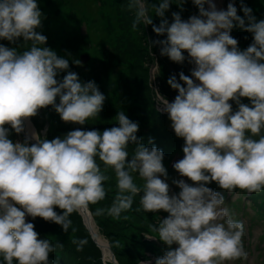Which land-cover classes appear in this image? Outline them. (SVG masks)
I'll return each instance as SVG.
<instances>
[{"label": "clouds", "instance_id": "clouds-1", "mask_svg": "<svg viewBox=\"0 0 264 264\" xmlns=\"http://www.w3.org/2000/svg\"><path fill=\"white\" fill-rule=\"evenodd\" d=\"M193 3L199 9L198 16L184 21L173 13L171 24L163 19L170 0L151 5L155 15L162 18L158 27L153 25V31L159 36L166 33V39L155 42L161 46L160 54L183 63L186 51L189 62L196 66L191 77L200 82L194 83L181 72L184 87L171 76L167 83L178 91L171 103L155 91L175 135L185 141L183 159L173 167L195 185L174 180L180 191L169 195L168 183L160 178H167L164 153L137 138L138 123L130 121L123 111L116 113L119 126L103 132L77 129L52 140L33 132L31 138L37 143L31 146L28 139L14 143L8 138L6 125L19 134L24 131L25 120L48 106L63 122L84 125L102 111L105 96L94 81L81 83L76 73L68 72L62 81L56 79L59 72L69 68V62L45 47L47 37L36 31L42 24L36 0H0V39L15 42L22 37L24 43L31 42L30 49L23 52L0 45L3 264H52L49 254L63 244L54 246L40 239L34 224L26 222V214L61 225L67 232L73 212L105 199L104 182L109 176L101 171L97 158L105 170H114L118 189L111 206L97 208V216L119 219L140 193L137 211L163 210L169 214L153 226L169 249L155 264H227L246 258L243 223L233 220L222 207L224 196L205 185L215 182L228 192L237 188L249 193L264 190V20L256 22L252 9L242 5L248 20L245 28V19L237 15L232 3L219 11L212 0ZM206 3L210 10L205 9ZM129 7L137 9L133 28L141 21L153 23L144 0H131ZM235 26L253 34L246 50L241 51L230 35ZM241 97L248 98L251 106L240 103ZM230 100L237 103V111H232ZM129 145L135 147L127 162ZM133 173L144 181L142 187L134 183ZM56 206L64 210L62 215L54 211ZM72 243L82 251L87 240L73 239ZM173 244L178 247L172 249Z\"/></svg>", "mask_w": 264, "mask_h": 264}, {"label": "rangeland", "instance_id": "rangeland-1", "mask_svg": "<svg viewBox=\"0 0 264 264\" xmlns=\"http://www.w3.org/2000/svg\"><path fill=\"white\" fill-rule=\"evenodd\" d=\"M49 1L53 4H57L59 8H64L67 15L66 19L69 20L72 30L75 31V33H73L69 30L71 31V36L73 35V37L68 39V43L72 45L71 50L73 53L78 51L81 53L87 52L90 56V50L98 51L100 46L105 48V50H103L106 53L105 57L99 52L100 62L94 64L93 60L90 58L88 59L89 62L88 60H85L81 63L84 67L89 66V68L94 72L95 81H97L100 85V92H102L105 96L102 111L99 115L89 118L85 124L97 123L98 125L94 130L99 132H103L111 127H118L119 125L117 123L116 113L123 111L130 121L138 123V131L143 129H158L161 131L160 134L162 137H174L175 132L171 127V121L168 118V114L162 110L163 104L157 100L156 92H159V94L166 98L170 103L173 102L175 97L178 95V91L170 87L167 83L168 79L171 76H175L177 82L186 87L184 82L180 81L179 74L183 72L194 81L195 78L191 77V72L196 66L194 62H189L191 58L188 56L186 51L183 52V55L185 56L183 63H175L167 56H162L160 54L161 46L155 42L166 39V33L165 35L159 36L153 31V25L156 26L157 24H160L162 18L155 15V11L152 9L151 5L159 6L161 0H144L145 5L148 7V15L152 17L153 23L143 24V21H141L138 28H133V23L136 20L137 9L135 7H129L131 0H123L125 4L129 2L128 6L126 4L127 7L121 6L118 3V0H113V5H115L116 13L118 14V19H116L117 24L120 25V35L117 36V34H113L108 41H104L102 43H98L95 40L92 41L89 38V33L91 37H93L92 33L95 34L99 31H95L94 28L89 31L88 28L89 19L92 17L87 18L88 12L85 10L87 9V7H85V3L87 1L91 3L92 0H84L85 2L83 0H78V3L74 5V10H72V7H70L63 0ZM99 2H101V0ZM215 2H217L216 9L218 11L227 10L228 4L232 3L233 6L237 8V15L245 19V23H248V20L247 17L244 16L242 5L252 9L251 15L255 17L256 22L262 20L259 15L262 14V11H264V0H214V3ZM37 5L38 7H41L39 0H37ZM79 7H81V9ZM169 9L172 14L178 13L184 21L188 20L191 16L199 15V9L194 5L193 0H170ZM205 9L209 10L207 3L205 4ZM54 12L55 9H49L48 7L45 10V15L51 18ZM79 17H82V19L80 20ZM165 19L168 20L169 24H171L173 22V15L170 18L166 17ZM41 27L36 29V31L40 34H42ZM78 30L80 31L79 34ZM230 35L234 37V32L230 33ZM251 39L252 41L247 40V43L252 44L253 36ZM0 45L8 48H17L18 52H23L30 49L31 42L24 43L22 37L18 38L15 42L0 39ZM40 46L43 47L42 45ZM239 46H246L244 40L238 43V48ZM139 51L146 53L143 60L134 58V55L139 57ZM151 54L153 55L152 60H149ZM57 56L59 57L58 54ZM126 56L131 57L133 59L132 61L136 63V65L132 67V72L135 71V77L133 81H129V84H127L126 79H122L121 84L126 87V90L123 91L119 88L117 92L112 95L111 92L108 91L111 89L109 83L103 82L108 62H116L117 58H119L121 60V65L119 67H126L127 64L130 63L129 59H124ZM72 61L76 64L79 63L76 58H72ZM70 68L71 66H69L67 70L59 72L56 79L58 81H62L63 77L67 75L68 72H71ZM78 78L81 80V83H84L82 82L85 81L84 78H82V75H79ZM129 88L133 91L131 94L128 92ZM56 103H59V97H57ZM135 103L138 105V110L136 109ZM240 103L251 106V101L246 97H241ZM148 109H153L156 114L154 116H145V110ZM237 110L238 105L235 102L232 105V111L235 112ZM27 120H25L24 123V130H26L29 125L33 129V132L39 133L42 139L48 140H52L57 137L63 138L68 132L73 131L70 129V126L75 124L63 122L52 106L39 109L36 116L28 118ZM6 127L9 129L8 138L14 143H23L27 139L25 135H23V132L17 134L11 129L10 125H6ZM165 131L166 133H164ZM261 134H264V132ZM258 138L259 137L257 136V139ZM28 144L31 146L33 143L28 141ZM110 170L113 171V174ZM101 171L109 176V180L104 182L106 197L109 199L99 201L96 204H90L87 208L80 209L85 212L84 219L80 216L81 213L79 211L73 212L69 218L72 221L71 228L75 229V231H72V229L69 228L68 231L65 232L61 225L54 222H47L40 217L33 219L31 216L27 215L25 217V219H27L26 222L34 224V230L38 233L40 239H47L54 246H57L60 243L63 244L62 249L70 256L72 260L71 264H97L94 262H98V260L101 264H150L147 263V260H150L151 256H148V253L144 249L127 243L130 241V237L135 236L137 228V230L143 235L146 233L145 228L140 226V224L144 221L143 217L145 215L142 211L136 210L140 207L136 201L140 199L139 195L142 196L143 193L134 197L131 209L126 212H122L119 219L110 217L107 214L97 216V208L110 207L118 191L116 188L117 181L114 170L109 168L105 170V167H101ZM132 175L134 183L142 187L144 181L140 179L137 173H133ZM240 201L246 202L247 198H241ZM54 211H56L57 214L62 215L64 210L56 206L54 207ZM126 214L129 215L126 219L128 221V226L127 229H124V224H122L123 227H119L116 224L121 221L123 222V215L125 217ZM247 216L251 217L248 213ZM87 219L90 221L92 219L95 226L94 227L92 225V227L96 230L98 237H101V239L106 242L107 247L105 249L100 248L92 240V236L90 234L91 231H89L86 226L88 223L84 221ZM252 219L251 235L249 238V248L251 250V254L246 256L243 264H260V262L264 261V238H261V235L264 234V223L261 222V218L258 215L254 216ZM110 220L112 221L111 225L107 223ZM113 220L116 222L115 225ZM104 222L107 223L108 226H105ZM101 224L102 228L106 231L101 229ZM73 239L87 240V243L83 246L82 251L76 250L77 246L72 243Z\"/></svg>", "mask_w": 264, "mask_h": 264}, {"label": "trees", "instance_id": "trees-1", "mask_svg": "<svg viewBox=\"0 0 264 264\" xmlns=\"http://www.w3.org/2000/svg\"><path fill=\"white\" fill-rule=\"evenodd\" d=\"M63 1L65 3H67L70 7H72V10H74V5L76 3H78V0L77 1L63 0ZM99 1L100 0H92L93 3L92 2L90 3L89 1H87L85 3V7H87V9H85V10L88 12L87 18L92 17L89 19V27L87 26L89 28V31H91L92 28H94L95 31L99 30L95 34L92 33L93 37H91V35L89 33V38L92 41L95 40L98 43H102L104 41H108L113 34H117V36H119L120 35V25L117 24L118 14L116 13L115 5H113L114 1L113 0H101V2H99ZM36 2H37V0H36ZM39 3L41 6V7H39V9H40L41 13H43L41 31H42V35L47 37V41H46V44L44 46L49 47L51 50L55 51L59 55V57L67 59L69 62V66H71V68H70L71 72L76 73L78 76L82 75V78H84V80H85V81H82L84 83L94 81L95 84L98 86L99 91H100V85L97 81H95L94 72L89 68V66L84 67V65L81 64L82 62L79 59L81 52L78 51V52L73 53V51L71 50L72 45L68 43V39L73 37V35L71 36V31L73 33H75V31L72 30V26H71L69 20L66 19L67 15L65 13L64 8L63 7L59 8L57 4H53L49 0H39ZM118 3L124 7H127L129 4V2H127L126 3L127 6H126V4L123 2V0H118ZM48 7H49V9H55V12L51 18L48 17L47 15H45L46 14L45 10ZM79 8L81 9V7H79ZM171 16H172L171 10L170 9L166 10L165 14H164V19L166 17L170 18ZM259 16L261 17L262 20H264V11H262V14H260ZM133 17H134V15H133ZM79 18H80V20L82 19V17H79ZM234 24H235V22H234ZM139 25H140V23L137 25V28ZM159 25L160 24H157L156 26L158 27ZM247 26H248V23H245V28ZM69 30H71V31H69ZM79 32L80 31L78 30V34H79ZM233 32H234L233 38L236 39L238 41V43L242 42V40H244V43H246V46H239V49L241 51L246 50L247 47H249L251 45V44L247 43V40L252 41L251 37L253 36V34L245 31L243 28H241L239 26H235L233 28V30L231 31V33H233ZM109 49H111V48H109ZM109 49H106V50H109ZM103 50H105V48L102 46H100L98 51L90 50V56L88 55V59L91 58L93 60L94 64L100 62V58H99L100 53H102L104 57L106 54ZM145 54L146 53L139 51V57L134 55V58L139 59V60H143ZM152 56L153 55L151 54V56L149 57V60H152ZM72 58L78 59L77 62H79V63L78 64L74 63L72 61ZM95 58H96V60H95ZM124 59H129V61H130V63L127 64L126 67L125 66L119 67L121 65V60L119 58H117L116 62H113V61L108 62L107 71H106V74L104 76L103 82L109 83V86L111 87V89L108 91H110L112 95L114 93H116L119 88H121L123 91L126 90V87L121 84L122 79H126L127 84H129V81H133V79L135 77V71L132 72V67L134 65H136V63L133 62L132 61L133 59L129 56L124 57ZM88 62H89V60H88ZM113 74H115V75H113ZM80 82H81V80H80ZM128 92H129V94H131L133 91L131 90V88H129ZM114 99H115V97H114ZM112 102H113V99H112ZM136 103H137V100H136ZM229 103L231 105H233L235 103V101L230 100ZM136 109L138 110L137 104H136ZM155 114H156V112H154L153 109L145 110V113H144L145 116L146 115L154 116ZM97 125H98L97 123H91V124H87V125L73 124L70 126V129L71 130L79 129L82 131H92V130L96 129ZM160 132L161 131L158 129H153V130L143 129L141 131H138L136 133V135L138 136V139L145 146L151 148L153 146V140L154 141H161L164 139V137H162ZM253 138L257 139V137H253ZM150 140H151V143L149 142ZM172 146L173 147H179V144L173 143ZM133 147H135V145H129L128 148L131 149ZM165 150H168V148L165 147ZM97 163L100 165V167H104L103 162L99 161L98 158H97ZM109 169H111V168H109ZM111 172L113 174V171H111ZM108 199L109 198L105 196L104 200H108ZM127 217H129V215H127ZM143 219H144V217H143ZM113 222L115 225L116 222L114 220H113ZM107 223L109 225H111L112 221L110 220ZM107 223L104 222V225L108 226ZM122 224H124V227L122 226ZM114 225H113V227H114ZM116 225H118L119 227H123L124 229H127L128 221L126 219H124V215H123V222L121 221L120 223H117ZM101 229L103 231H106L102 228V224H101ZM109 232H110V230H109ZM135 240L136 239H134L133 237H130V241H128L127 243L131 244L132 246H136ZM55 252H58L57 253L58 257L60 256V257L69 258V260L71 259L69 257V255L68 254L65 255L64 250L58 246L56 247ZM94 263L101 264V262L99 260H98V262H94Z\"/></svg>", "mask_w": 264, "mask_h": 264}, {"label": "bare ground", "instance_id": "bare-ground-1", "mask_svg": "<svg viewBox=\"0 0 264 264\" xmlns=\"http://www.w3.org/2000/svg\"><path fill=\"white\" fill-rule=\"evenodd\" d=\"M212 2L214 3V0H212ZM214 4H215V6L217 7V2H215ZM209 10H210V9H209ZM194 78H195V77H194ZM194 83L199 84L200 82H199L198 80H196V78H195ZM23 132H24L23 134H25V137L28 138L29 141L33 142V139L31 138L32 133H33V129L31 128V126L28 125L27 129L24 130ZM88 216H89V213H88ZM86 221H87L88 224H90V221H89L88 219H87ZM97 227H98V226H97ZM90 234H91L92 238L95 240V242H99V238H100V237H98V235H97V233H96V231H95L94 228L91 229V233H90ZM101 241H102L101 243H102L103 245H105V241L102 240V239H101ZM102 251H104V250H102ZM103 253H104V252H103ZM102 257H103V256H102Z\"/></svg>", "mask_w": 264, "mask_h": 264}, {"label": "water", "instance_id": "water-1", "mask_svg": "<svg viewBox=\"0 0 264 264\" xmlns=\"http://www.w3.org/2000/svg\"><path fill=\"white\" fill-rule=\"evenodd\" d=\"M84 59V57L83 56H81V60H83ZM23 132V131H22ZM24 133V132H23ZM23 135H25V134H23ZM28 139V138H27ZM33 142L34 143H37L35 140H33ZM80 213H81V216H82V218L84 219L85 218V212H84V210H78ZM89 220V219H88ZM84 221H86V220H84ZM90 221V220H89ZM87 222V221H86ZM92 225L94 226V224H93V222H92V219H91V221H90V224H87L86 226H87V228H88V230L89 231H91V229L93 228L92 227ZM95 227V226H94Z\"/></svg>", "mask_w": 264, "mask_h": 264}]
</instances>
